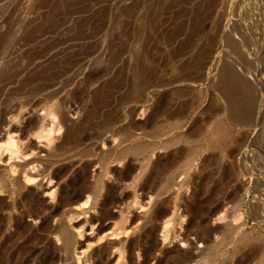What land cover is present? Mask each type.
Instances as JSON below:
<instances>
[{
    "label": "rangeland",
    "instance_id": "rangeland-1",
    "mask_svg": "<svg viewBox=\"0 0 264 264\" xmlns=\"http://www.w3.org/2000/svg\"><path fill=\"white\" fill-rule=\"evenodd\" d=\"M153 1L142 20L144 0H0V43L5 42L0 58L28 51L40 54L35 66L41 67L66 50L74 53L68 66L54 65L60 82L47 90L61 91L48 105L54 108L64 101L66 118L63 125L56 115L53 124L61 130L51 135L54 140L50 146L31 135L27 126L42 119V96L47 92L31 98L23 109H19L23 95L9 97L4 103L0 139L5 140L10 133L14 140H21L23 156L0 153V173L7 180L27 185L42 210L57 211L50 224L71 236L68 253L62 255L57 250L61 241L54 234L36 248L54 250L53 264H174L184 252L194 262L204 264H264V0ZM28 23L44 26L43 36L24 42L23 29ZM77 31L80 35L75 36ZM88 46L98 58L96 64L84 55ZM132 47L139 52L147 48L155 79L180 72L181 79L167 89L153 87L138 91L140 96L134 97L135 83L128 67ZM109 53L115 56L112 64L107 59ZM25 63L20 61L22 67ZM198 66L200 71H195ZM219 66L231 68L251 86L255 105L249 124L228 125L226 107L214 91ZM102 87L109 97L114 128L128 130V140L120 144L119 137H108L91 149L88 142L68 149L44 178L25 183V172H42L41 167L31 171L29 163L45 160L60 142L65 127L77 122L83 108L91 105L92 93ZM176 89L182 91L179 96H170ZM166 97L177 112L178 127L162 135L158 129L167 126L163 118L149 119ZM15 115L18 118L13 120ZM43 124L49 128L52 122L47 118ZM218 125L223 126L219 133L214 131ZM174 137L178 143L166 146ZM142 145L148 148L143 155L131 153ZM85 147L89 157L81 156ZM110 150L126 151L127 157L120 164L109 163L102 172L96 161ZM146 165L145 173L152 170L153 174L139 181ZM82 167L87 186L101 174L102 192L96 205L74 215L70 212L74 207H62L60 202L70 191L66 184L80 175ZM127 168L131 174L122 183L118 180ZM228 171L233 174L229 179ZM163 179L169 181L167 190L154 191ZM111 190L116 204L106 206L105 214L101 205ZM0 197L11 203L6 195ZM23 210L19 201L14 220L34 229L39 221L20 217ZM152 210L171 216L165 241L164 218L157 219ZM233 210L237 211L235 217ZM223 214L227 219L218 220ZM121 218L125 233L112 236L113 224H119ZM11 232L12 223L7 233Z\"/></svg>",
    "mask_w": 264,
    "mask_h": 264
},
{
    "label": "bare ground",
    "instance_id": "bare-ground-1",
    "mask_svg": "<svg viewBox=\"0 0 264 264\" xmlns=\"http://www.w3.org/2000/svg\"><path fill=\"white\" fill-rule=\"evenodd\" d=\"M153 2V0H144V15L142 20L146 18L145 10L149 9V7L153 5ZM186 3H188L187 0ZM52 16V14H49V17ZM24 28L25 29H23L24 32L22 35V37H24L22 38L24 39V42H33L34 40L43 36V34L45 33L44 31H46L44 30L46 29L44 26H36L32 23H28L27 26H25ZM197 32H199V30ZM74 34L75 36L80 35L78 31L74 32ZM197 34L195 33L194 35ZM194 35L192 36L194 37ZM4 45L5 42L0 43V55ZM92 51L93 50L88 46V48H85L84 55L88 57L90 62L96 64L98 58L93 57L94 52ZM39 56L40 54L31 53L27 51L19 55L13 54L11 55V57L8 58H0V119L6 113V107H4V103L8 100L9 97L15 98L19 95H23L25 99L22 102L20 101L19 104V109H23L26 105L29 104L31 98L40 93L47 92L48 89L53 88L60 80L59 72H57L56 69H53L55 64L56 67L57 63H63L64 66H68L72 63V61H74V53L66 50L62 54L52 57V61L50 60L41 67H38L35 66V61L39 58ZM130 56L131 62L128 64V67L131 73V79L133 83H135L132 88L134 97L140 96L138 91L146 92L147 90L152 89L153 87H156V89L158 88L159 90L167 89L173 86L174 84L178 83L179 79H181L182 77V73L180 72L178 75L176 73L175 75L170 77L162 76L161 78L155 79V75L157 76V74L152 68L153 60L146 47L140 52L135 47H132V50H130ZM107 59L109 61V64H112L115 60L114 54L109 53ZM21 60L26 61L24 67L20 65ZM200 69L201 68L198 66L195 71H200ZM64 86H66V83H64ZM251 89V86H249L247 82H245L238 75H236V73L233 72L231 68L219 66L216 72L214 91L218 94V97L221 99L223 105L226 107L227 121L229 126L236 127L239 124L246 125L252 121L254 116L255 99L253 97V92H251ZM60 92V90H55L49 93L47 92L45 95H43L42 97L44 104L40 107L43 111L42 119L38 122L30 121L27 125L30 134L34 135L36 139L46 140L48 146H50L52 144V141L54 140L51 138V135L61 130V128L54 127L53 121L56 119V115L60 117L63 125L66 124L65 114L63 112L64 101H59L58 105L54 108L48 105L51 100L54 99ZM181 92V90L177 89L172 90L170 91V96H179ZM108 98V94L106 95V90L103 87L92 93L91 105L83 108L81 116L77 120V122L65 127V132L61 137L60 142L57 145L55 144V146L50 149L51 151L47 154L45 160L37 161L36 165H34L35 161L29 163L31 165V171H34L35 169H38V167H41L42 172L38 171L37 175H30L25 172L23 175V180L25 181V183H33L39 176L44 178V173L49 170V167L55 164L56 159L69 152L68 149H77L84 145V143L86 142H88V149H91V147L94 146L96 143L108 137L112 138L113 140H116V137H119L118 139L120 144L128 140V130L119 129V131H117L114 128L115 118L111 109H108ZM155 117L163 118V122L167 124V126H160L159 129L157 128L159 130V133L162 135L167 134L170 131H174L178 127V121L176 120L178 118V115L176 111L171 109V106L168 103V97L164 99L162 98L158 102V107L155 110L154 114L150 117L149 121H153ZM12 118L13 120H15L18 117L17 115H15L12 116ZM47 118L50 119V121L52 122V125L49 128H46L43 124L45 119ZM221 126L222 125H218L217 127H215L216 129H214V131L217 133H219L221 130L223 131V126ZM21 142V140H14L10 133H7V137L5 140L0 139V153H8L10 157L13 156L15 158H19L18 155H22L21 152L23 151L21 150ZM177 143L178 140L174 137L170 141L166 142L165 145L171 146L176 145ZM147 150L148 148L145 145L136 146L131 150V153L135 156H141ZM186 153L187 152H185V154ZM81 156H90L87 148L82 151ZM126 157V151L114 153L113 150H110L109 152L99 156L96 163L99 165V169H101L103 172L109 163L115 162L117 164H120L126 159ZM146 168L147 165L144 167L141 176L138 178L139 181L144 182V179H147L148 176L151 175L152 170H150L146 174ZM125 170L126 171L120 175V180L118 181L124 182L130 177L131 169L127 168ZM227 175L228 179L233 176V174L229 171L227 172ZM86 177L87 175L85 168L82 167L80 175L73 177V179L71 181H68V183L66 184L67 192L70 190L72 191V193H70V191L66 193L65 197L60 202V206L62 207H74L76 211L70 210V212L74 215H79V213L77 212H81L82 214L86 213V209H89L91 206L96 205L97 201L101 196V174L95 180V183L91 186H87ZM49 180L50 178H48V181ZM158 182L159 183L157 184L154 191L158 190L159 193H161L162 191L167 190V188L169 187V181L167 179H163ZM179 187H181V185ZM141 189H143V187H141ZM28 191L30 190H28L27 185H23L19 183L17 179L13 178H9L7 180L0 173V195H6L9 200H11V203L7 204L4 199L0 197V264H53L55 262L54 250H50L46 248V246H44V248L40 250L36 249L39 245H42L44 243V240L48 235L52 234L58 235L61 241V246L57 248V250L60 251L62 255H66L69 251L71 236L64 229H60L59 227H52L50 224V220L58 216L57 211L52 212L49 210H42V206L39 205V203L36 201V198L33 193H28ZM114 196L115 192L111 190L109 192V199L104 202V205H101L103 209L102 212L105 211L106 206H114L116 204ZM19 201H21L23 207H25V210H23V212H18L19 216H26L27 218L33 220V222L36 220L39 221V225L36 226L34 229L30 230L27 226L20 224L19 222L14 220L13 211L16 210ZM36 206L37 209H35ZM151 212H154L156 214L157 219L164 218L162 220V238L163 241H165L168 237L167 229L168 226L171 224V216L164 217L165 213L163 210H152ZM120 213L122 214V211ZM236 213L237 211L233 210L232 216L235 217ZM106 217L109 218L108 215ZM224 219H227L226 214H223V216L219 217L218 220ZM123 220L124 218H121L119 224H113L114 229L111 233L112 236H119L120 234L125 233L124 228L120 225ZM11 223L13 226V232L8 234V226ZM213 249L215 250L216 247H213ZM174 261V264H204L198 261L194 262L191 255L187 252H184V255L179 256Z\"/></svg>",
    "mask_w": 264,
    "mask_h": 264
}]
</instances>
